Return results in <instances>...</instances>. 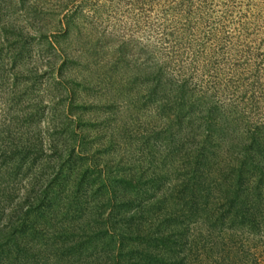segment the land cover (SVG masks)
I'll return each mask as SVG.
<instances>
[{"label": "rangeland", "instance_id": "374dc122", "mask_svg": "<svg viewBox=\"0 0 264 264\" xmlns=\"http://www.w3.org/2000/svg\"><path fill=\"white\" fill-rule=\"evenodd\" d=\"M0 67V146L31 143L35 159L14 172L0 152V227L55 174L50 217L84 201L97 210L65 236L39 220L35 257L25 234L2 264H264V0H0ZM47 123L66 131L50 139ZM84 147L92 159L63 181L61 158ZM235 200L248 215L222 224ZM112 207L105 223L98 212Z\"/></svg>", "mask_w": 264, "mask_h": 264}, {"label": "trees", "instance_id": "16d2710c", "mask_svg": "<svg viewBox=\"0 0 264 264\" xmlns=\"http://www.w3.org/2000/svg\"><path fill=\"white\" fill-rule=\"evenodd\" d=\"M14 48L15 49L13 51L14 52L16 51L17 55L19 57V49L16 48V47H14ZM1 70H3L2 67H0V71ZM66 92L69 93V95H71V98H73L72 100L75 99V94H76L75 92L76 91H75V89L73 87L70 88V89L67 88ZM4 106H5L6 109H8L10 111L11 102L10 101L6 102L4 104ZM189 106L192 107L194 105L192 103H189ZM16 118H17V116L12 118L14 122H15ZM24 124H26V123H24ZM40 124H38V126ZM47 125L48 126H42V125H40V126L42 128H45L44 130L47 133H49V131L52 130L51 131L52 133L50 135V139H55V136L58 133L59 129H61L62 131H66V128H63V127H58V130L55 127V129L53 130V127H51V125L49 123H47ZM70 127L71 126L67 127V130L69 132L72 131L73 134H76L78 136V133L75 132V130L78 127H80V126L77 125V126L73 127L72 129H70ZM6 134H7V136H10L11 134H15V131H11V126H9L8 132ZM21 134H23L25 136V140H26L27 138H29V135L31 133L29 131L21 132V133L18 134V137L21 136ZM11 139H14V137H11ZM15 140H17V143L15 142ZM1 141H2V144L0 146L1 147L0 152H1L2 155L3 154L6 155V158H5L6 159V165H8V164L12 165L13 168H14V172L19 171V167H21V168L23 167L27 171L29 169V167H30V161L35 160L34 158L31 159L32 157H30V155H29L31 150L33 149V148H31V146H32L31 143L28 144V145H25L22 148L21 146H19V140L18 139H14V140L3 139ZM80 141H81L82 146H83V143H84L85 139H82V137H81ZM84 148H85V151H83L81 149L82 153L76 154L74 152L73 153L72 152H67L68 155L67 156H63V158H61L62 161L64 159V161L67 163L65 171L61 173V174L64 175L63 181H65L73 173L74 168H76V166L78 168L80 167L78 164L80 162H82V160L84 158L83 153L88 157L87 158L88 160L92 159L91 156H93V155H92V151L90 150V148H88V147H84ZM196 157H198V155ZM195 163L199 164L197 162V160L195 161ZM43 165L44 164H42L41 167H40L41 170L45 169ZM194 167H195V164H194ZM239 168H242V166L240 165ZM232 170H233V168H232ZM12 172L13 171H11V173ZM233 172H235V171L233 170ZM83 174L84 173H82L81 176H83ZM16 175L14 174V177H16ZM132 175L133 174L124 175V177H128L129 178V181H125L128 185H130V183L131 184L133 183ZM58 177H59V175L56 177V174H55L54 178H52L50 181H48L47 186L45 188L41 189L40 195L36 194L37 195L36 201H34V203H32V204L26 205L25 211L23 209L24 207L21 206L19 204V202L17 204H14V209H10L9 217L7 218L8 220H7L6 225H4L2 228L0 227V256L6 252L3 257H7V258L16 257L22 251H25L24 246L21 247L22 240H23V235H25V234H29V244L31 246V251L32 250L33 251L36 250L34 248L33 243H34V241H36L37 238H34L32 236H37L38 237L40 234H42V232L40 231L39 235L38 234H33L31 232V229H32V227H36L37 226L36 223L39 220H43L44 221V223L46 225V228H48L47 230L50 231L51 235H55L56 236V234L59 232L58 234H61L62 236H65V233H67L65 230H67V228H69V226L71 225L74 216L78 215L80 221H85V223H87L88 222V217L91 214H93V213H97L96 209H95L96 212L94 211V206H91L88 202L84 201L82 203V205H81V203L80 204L77 203V207H76L75 211H69V210L65 209V211L61 212L60 214H55L54 213L55 217H54V214L52 215L53 218L50 217V211L52 210L51 208L53 206V200H54V198L58 197V193L56 192V190H52V188L54 189L53 182H55L56 179H58ZM2 183H3L2 177L0 176V194H1L2 189L5 186L4 184H3L4 185L3 186ZM76 184L77 185L79 184V187L76 188V191H78L80 189V187L82 186V177L78 181H76ZM48 190L50 192H48ZM106 190H107V192H109L108 189H106ZM72 193H73V191H72ZM190 193H191V196L189 195ZM209 194L210 193L204 192L203 190H201V192H199V196H201V197L202 196L203 197H208ZM194 197H195V195L193 193V190L185 192V196H183V198L185 200L187 199L189 203H192ZM238 198H237V200H238ZM1 199H2L3 202H5L7 208L12 207V205L14 203V199H11L10 203H9V200H10L9 196L8 197H4V199H3V197H1ZM74 200H76V199H71L70 201L73 203ZM237 200L232 202L233 205L234 204L236 205V207H234L233 209H229L228 208V210L224 208L223 211L220 212L218 218L222 219V221H223L222 224L227 223L226 221H228V220H229L228 221L229 224H238L237 223V220H239L238 218L241 219L244 216L248 215L249 211L246 208V206L244 205V202L243 201H237ZM47 201H48V203H46ZM221 207L223 208L222 205H221ZM243 207H244V210L242 211ZM235 208H237L236 211H234ZM118 210H119V207H117L116 210H115L114 207H112L110 209V211H108V213H107L106 209H104L102 211H99L98 213H99L100 216H102L103 221L105 223H107L110 220L113 212L116 211V213H117ZM244 213H246V215H243ZM1 214H2V212H1ZM104 214H107V215H104ZM103 215H104V217H103ZM124 215H126V214H124ZM124 215H123V213H121V218L117 219V220H119L120 222H123V224H125V225H122L120 227H129V222L125 221V220H127V218ZM2 216H3V214H2ZM157 216H158V212L155 214L154 218H157ZM35 217H38V218H35ZM84 217H85V219H84ZM67 218H69V223L65 227L63 225H64V222L67 220ZM250 218H251V216H250ZM0 222H1V219H0ZM147 228L149 230H151V233H149V235H152L154 237V239H157V240L163 239L162 237H164V236L162 234H160L159 229L157 227H155L153 225V223L152 224L150 223V225ZM121 229H123V228H121ZM149 235H148V238L150 239ZM58 237H61V236H58ZM221 238L222 239H220L219 243L224 245V247L228 251H230L232 249V247L229 244H232V245L236 246V243L231 241V240H229L228 238H226L225 234H222ZM150 243H152V241L149 240L148 241V245ZM212 243L216 244L213 241H212ZM148 245H147V247H148ZM221 248H223V246H221ZM145 249L143 250V252H145L144 255L147 254ZM148 250L150 252H153L152 249H148ZM38 252L39 251H34L33 252L34 257L36 255V253H38ZM113 254H115V253H111L110 254L111 257H113ZM117 256H115V257H117ZM231 257L232 256H229V257H226V258L230 259ZM36 258H37V256H36ZM131 262H133V263H130V264H136V260H131ZM148 263L151 264L150 261H148ZM0 264H2V260H0ZM138 264H141V263H138Z\"/></svg>", "mask_w": 264, "mask_h": 264}]
</instances>
